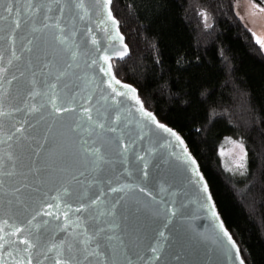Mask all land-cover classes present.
Here are the masks:
<instances>
[{"label": "water", "instance_id": "water-1", "mask_svg": "<svg viewBox=\"0 0 264 264\" xmlns=\"http://www.w3.org/2000/svg\"><path fill=\"white\" fill-rule=\"evenodd\" d=\"M109 11L0 0V264H245L186 144L108 87L128 54Z\"/></svg>", "mask_w": 264, "mask_h": 264}, {"label": "trees", "instance_id": "trees-1", "mask_svg": "<svg viewBox=\"0 0 264 264\" xmlns=\"http://www.w3.org/2000/svg\"><path fill=\"white\" fill-rule=\"evenodd\" d=\"M240 1L110 0L128 48L111 70L182 138L244 263L264 264V52L236 16ZM229 137L245 147L242 175L221 165Z\"/></svg>", "mask_w": 264, "mask_h": 264}, {"label": "snow or ice", "instance_id": "snow-or-ice-1", "mask_svg": "<svg viewBox=\"0 0 264 264\" xmlns=\"http://www.w3.org/2000/svg\"><path fill=\"white\" fill-rule=\"evenodd\" d=\"M110 3V0H104V4H105V8H107L108 4ZM253 8H255L256 6L253 4L252 5ZM8 13L11 15L12 13V8L9 7L7 9ZM258 12L264 13V8H260L257 9ZM108 18L112 19L111 17V12H108ZM112 23L115 24V20H112ZM16 27H19V22H16ZM121 41L123 40V37H120ZM257 43L260 44L261 48H264V41L261 40H257ZM127 54V48H124V51L122 53H120L119 55L121 57H123L124 55ZM105 63H107L108 57H105ZM112 66L109 64L107 70L105 69H101V71L105 72V75L110 77V81L108 83V87L112 88V84L113 82L116 84H119V81L115 80V77L112 76ZM52 87L54 88L55 85H52ZM121 87H123L125 89V91L123 93H120L118 91H116L115 88H112L113 92H115V94L117 96L120 95H124V96H128L129 94H131V98L135 100L136 104L139 105V111L142 114V117L147 119L148 121H150L152 124L155 125V127L157 129H160L163 133L167 134L168 136L174 137L175 141H177L179 143V145L183 146L184 141L181 139V137L177 134L176 131L172 130L171 128L165 126L163 123H160L156 116L152 115L151 113L147 112L144 110V106L143 104H141L140 100L136 97L135 92L136 90L134 88L129 87L128 85H121ZM53 105L55 106V100H53ZM72 109L66 108L63 109V111H71ZM57 111H60V109H57ZM89 119H91V117L89 116ZM102 126V125H101ZM234 148L239 150L238 153V157H237V161L235 163V166L237 168H243L245 166V162H246V157H247V153L244 151V147L242 144H234L233 145ZM221 155H223V153H221ZM183 156L185 157V163H190L193 166V174L199 176V169L195 167L196 165V161L188 154L187 148H183ZM200 182H203V177H200ZM117 189H113V191H116ZM202 191L207 193L208 192V185L207 184H203L202 187ZM212 197L211 195L208 196V200L211 201ZM77 211H80V209H77ZM213 211V215L215 216V211L214 208L212 209ZM218 219V217H216ZM220 229L221 231H223L224 236L228 238L229 243H232V238L228 235L227 231H224V226L223 224L220 225ZM20 229H17L16 232H19ZM15 234V233H13ZM0 239H3L2 237H0ZM20 243H23L26 245V250L31 249L32 247H34V245L32 243H30L27 240H21ZM0 247H2V245H0ZM232 247L235 248V244H232ZM52 249L50 248L49 251H51ZM69 251H71V245H69ZM58 258L56 259V264H69L68 261H64L62 259L59 258L60 253L57 254ZM19 264H23V261H20ZM27 264H31V259H28ZM241 264H243V262H241Z\"/></svg>", "mask_w": 264, "mask_h": 264}, {"label": "rangeland", "instance_id": "rangeland-1", "mask_svg": "<svg viewBox=\"0 0 264 264\" xmlns=\"http://www.w3.org/2000/svg\"><path fill=\"white\" fill-rule=\"evenodd\" d=\"M252 5L253 3L250 1H240L236 5L235 12L240 22L252 33L255 42L257 43V40L264 41V13L258 12L257 9L260 8L255 4V8H253ZM258 45L260 46V44ZM261 49L264 52V48ZM234 144L243 145L238 138L229 137L225 139L219 149V157L223 169L227 173L237 176L246 172L247 157L245 166L243 168H237L235 163L237 161L239 150L233 147ZM244 151L246 152L245 147ZM221 153H223V155H221Z\"/></svg>", "mask_w": 264, "mask_h": 264}]
</instances>
